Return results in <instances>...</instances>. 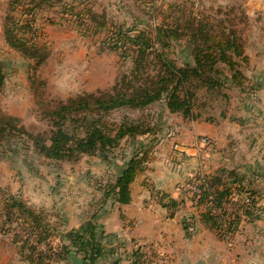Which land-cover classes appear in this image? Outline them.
<instances>
[{
  "label": "rangeland",
  "instance_id": "1",
  "mask_svg": "<svg viewBox=\"0 0 264 264\" xmlns=\"http://www.w3.org/2000/svg\"><path fill=\"white\" fill-rule=\"evenodd\" d=\"M30 1L24 0L17 7H8L10 19L5 20L2 30L4 41L7 33H13L18 39L28 41L27 47L30 48V44H34L32 50L38 51L42 61L35 65L38 59L27 60L8 44L6 45L12 53L7 50H4L3 54L0 53V56L7 58L9 62H21L17 63V66L26 64L24 70L27 77L24 74L20 77L25 79L20 81L24 87L7 84L8 86L0 91L1 104L8 101L20 103V109L7 116L6 124L14 128L12 137L3 145H7V149L0 147V264L2 261L4 264H57V261L65 260L72 254L70 258L75 257L88 264L78 247L71 244L72 241L67 238L70 232L80 229L66 231L62 228L63 222L71 220V214L75 213L72 211V208L75 210L74 203L80 198L75 192L69 193L67 178L79 174L80 179L77 175L76 184L85 190L88 189L91 194L89 197L97 201L102 196L98 186L104 187L106 178L110 175L108 168L96 159L94 161L92 157H80L77 162L71 163H50L37 157L31 148L22 150L19 141L24 140L23 142L31 146L29 135L33 137L49 132L52 121L45 118L42 112L52 110L60 103H66L68 99L106 92L116 80L129 75L132 69V53L123 52L120 43L119 48H115L117 34H143L144 42L152 45L155 28L164 25L172 29L180 27L176 32L181 45L176 48L172 43V48L167 53L169 60H175L181 65L189 53L185 50L186 42L195 26L205 28L203 32L211 30L210 34L216 36L224 35L230 39L234 37L237 47L239 46V55H231L233 69L226 65H217L230 82L213 91L201 88L197 92L193 111V121L204 126H214L220 132L222 147L216 148L214 141L208 139L211 148L222 157L236 155L239 142L234 139L235 143L230 144V136L235 135L238 138L244 133L252 134L250 140L258 138L257 129L246 131L250 116L258 119L259 106L257 94L254 95L252 90L254 83L249 82L254 79L252 76L259 78V75L257 76L258 72H253L255 67H252L249 52H252L254 47L258 50L256 44L262 42L264 7L261 10L256 5L254 7L259 0H46L43 3L35 0L33 4H30ZM250 1L251 7L247 10L246 5ZM131 51L134 50L131 48ZM147 70L151 71L152 66ZM258 70L260 69L257 68ZM249 107L255 108L251 114L244 111ZM124 113L116 112L111 118L117 120L125 115L135 120L139 118L138 112L129 110ZM183 119L188 123L192 121L189 118ZM109 122L112 123L111 120ZM2 124V127L6 125ZM137 138L132 145L125 139L120 141V148L114 151L118 154L120 164L128 152L138 149ZM149 140L143 143L148 142V145L151 143ZM16 142L20 150L12 152L13 146L9 145ZM221 170L225 171L224 176L217 170L201 175L206 178L219 175L226 188L231 184L229 173L236 176L239 182L244 181L242 174L237 175L235 171L226 168ZM242 188L244 186L241 185L240 189ZM243 193L248 194L251 210H254L256 197L245 189L242 190ZM86 197L87 195L83 197L85 202L88 200ZM228 198L224 207L238 203L241 197L239 195ZM14 200L36 213L39 226H34L33 221H30L27 224L29 229L23 228V213H19L17 209L12 210L11 219L7 218L6 207ZM92 205L93 209L86 210V218L93 221L96 219L93 214L98 212L99 206L95 203ZM231 217L234 218L232 214ZM44 228L49 235L45 242H40L36 233L43 232ZM62 237L64 242L61 241ZM15 240L21 242L14 244ZM20 250H23L26 258H23ZM39 254H43L46 260H35ZM125 262L124 264H134V259L131 257V260Z\"/></svg>",
  "mask_w": 264,
  "mask_h": 264
},
{
  "label": "crops",
  "instance_id": "2",
  "mask_svg": "<svg viewBox=\"0 0 264 264\" xmlns=\"http://www.w3.org/2000/svg\"><path fill=\"white\" fill-rule=\"evenodd\" d=\"M11 3L12 0H0L1 54L4 50L12 53L2 37ZM255 5L261 10L264 7V0H259L254 7ZM246 7L249 10L251 1ZM261 40L260 44H256L258 50L254 47L252 52H249L252 67H255L253 72H258L257 76L259 75V78L252 76L254 79L249 81L254 83L253 94H257L258 119L250 116L248 121L250 124L246 130L257 129L258 138L250 140L252 134L244 133L238 138L235 135L230 136V144L235 143L234 139L239 142L236 155L222 157L209 144H200V138L206 137L214 141L216 148L222 147L220 132L214 126H204L193 120L188 123L182 116L170 114L164 105L137 111L138 120L150 129V133L137 138L138 148L148 151V161L130 187V201L127 205L110 200L100 205L98 212L95 213L96 219L93 223L103 232V239L100 241L102 257L98 264H124L125 260L133 258V254L135 256L140 253L142 259L146 251L153 255L154 264H264V36ZM17 63L21 62H9L7 58L0 56V64L5 75L3 89L7 84L24 87L20 81L25 80L21 79V75L24 74L26 77L24 70L26 64L17 66ZM257 68L260 70L257 71ZM26 83L25 90L28 88V80ZM19 104L0 102V127L2 123L8 122L7 116L11 112L15 113L16 109H20ZM244 111L251 114L255 108H245ZM148 139L150 144L143 143ZM92 158L94 161L97 160L95 157ZM221 168L235 171L237 175L242 174L244 181L235 184L234 187L240 189L241 185L244 186L242 190L252 193L257 201L253 204L254 210L251 211L252 207L248 209L253 213L250 216L233 215L237 218L238 225L229 240L222 239L210 229L202 220V208H196L184 199L180 189L195 175L211 174ZM77 175L80 179L79 174ZM77 175L67 178L69 193L75 192L80 198L74 203L75 210L72 208V211L75 213L71 214V220L62 224L66 231L81 229L87 219V209H93L91 207L94 198L89 197L91 194L88 189L85 190L76 184ZM58 181L61 182L60 179ZM85 195L88 199L86 202L83 200ZM161 196L182 204L176 210L170 211L162 205ZM236 204L227 205L225 209L227 212L239 214L240 206ZM228 217L233 218L231 215ZM61 241H65L64 237ZM70 257L57 261V264H85L75 257ZM1 264H4L3 261Z\"/></svg>",
  "mask_w": 264,
  "mask_h": 264
},
{
  "label": "trees",
  "instance_id": "3",
  "mask_svg": "<svg viewBox=\"0 0 264 264\" xmlns=\"http://www.w3.org/2000/svg\"><path fill=\"white\" fill-rule=\"evenodd\" d=\"M22 1L24 0H13L11 6L17 7ZM34 1L31 0L30 4H33ZM39 1L43 3L46 0ZM40 5L38 4V6ZM32 13L34 12L32 11ZM8 19L10 16L6 17V20ZM179 29L180 27L172 29L165 25L155 28L152 45L144 42L143 34H117L115 48H119L118 44L120 43L119 46L123 52L132 53V69L129 75H124L121 79L116 80L106 92L68 99L66 103H60L56 108L42 112L45 118L52 121L51 129L44 135L33 137L29 135L28 138L32 141L31 146H28L27 142H23L24 140L20 138L22 150L26 151L31 148L37 157L56 164L77 162L80 157L97 158L101 164L108 167L110 175L106 178L104 187L98 186L102 196L94 203L100 206L111 200L121 205H127L130 201V187L148 161V151L142 148L134 151L131 147L133 150L122 158L121 164L118 154H115L114 151L120 148L121 140L125 139L132 145L137 137L150 133V129L143 127L146 125L140 120L132 119L127 115L114 120L111 118L113 114L116 112L125 114L124 112L129 110L137 112L155 105H164L170 114L194 120L193 111L197 92L201 88L213 91L230 82L217 65L222 64L233 69L231 55H239V46L237 47L234 37L230 39L224 35L216 36L210 34L211 30L203 32L205 28L194 26L190 32L189 40L186 42L185 50L189 53L184 58V62L179 65L175 60H169L167 53V51L170 52L172 43L176 48L180 47L181 44L178 42L180 38L176 32ZM5 43L27 60L38 59L35 65L42 61L38 51L32 50L34 44H30V48L27 47L28 41L23 38L18 39L13 33H7ZM131 48L134 51H131ZM150 66H152V70L148 72L147 69ZM235 78L233 77V79ZM4 81L5 75L2 64H0V91L3 89ZM40 106L44 107L43 104ZM13 130L14 128L9 124L0 128V147L12 137ZM11 146H13L12 152L20 150L17 142L14 145H9V147ZM3 147L6 148L7 145ZM218 172L221 176L225 175L223 170ZM229 176L231 184L227 188L224 187L223 180L219 175L209 176L206 182L207 187L202 188L201 195L194 205L196 208H202V220L222 239L233 236L238 225L237 218L233 220L223 211V204L228 201L229 196L237 197L242 193L241 189L234 187L239 182L237 177L232 173H229ZM210 197L211 201H209ZM160 201L163 202V206L172 211L182 204L163 196ZM191 201L195 202V200ZM250 207L251 204L249 207L240 206V209L244 214L250 216L253 214L252 210L248 211ZM6 208L8 219H11L14 209L23 213V223L19 224L23 228L28 227L29 229L27 224L30 221H33L34 226H39L36 213L26 208L21 202L14 200ZM95 216L93 214V218ZM93 221L91 218L86 219L84 226L79 231L70 232L67 235L69 241H72L71 244L78 247L88 264H98L102 257L100 241L103 239V232L98 230ZM30 227L33 226L30 225ZM44 229L43 232L36 233L40 242H45L49 235ZM20 242L15 240L14 244ZM20 251L23 258H26L23 250ZM134 257V263L138 264L141 254L138 253L135 256L133 254V259ZM35 260L43 262L46 257L39 254ZM30 261L33 263L32 260Z\"/></svg>",
  "mask_w": 264,
  "mask_h": 264
},
{
  "label": "built area",
  "instance_id": "4",
  "mask_svg": "<svg viewBox=\"0 0 264 264\" xmlns=\"http://www.w3.org/2000/svg\"><path fill=\"white\" fill-rule=\"evenodd\" d=\"M199 141H200V144H202V145H208L209 144V140L207 138H201ZM206 182H207V178L201 174H197L194 177L190 178L185 184H183L180 187L181 192L184 195V199H187L189 202H191L192 205H195L196 201L199 199V197L201 195L202 188L207 187ZM240 197H241L240 201L236 205L249 207L251 204V200H250L248 194H242ZM191 200H195V202H193ZM211 200H212V198L210 197L209 201H211ZM224 204H223V211L227 213V216H230L231 214L232 215H240V213H241V215L244 214L241 209H240L239 214L233 213V212H231V214H230L225 209ZM168 210H170V209H168ZM229 238L226 237L227 240H229ZM152 257H153V255H151L149 252L146 251L138 264H154Z\"/></svg>",
  "mask_w": 264,
  "mask_h": 264
}]
</instances>
